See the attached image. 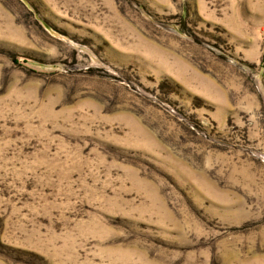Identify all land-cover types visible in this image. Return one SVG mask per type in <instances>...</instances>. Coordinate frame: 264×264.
<instances>
[{"label": "rangeland", "instance_id": "1", "mask_svg": "<svg viewBox=\"0 0 264 264\" xmlns=\"http://www.w3.org/2000/svg\"><path fill=\"white\" fill-rule=\"evenodd\" d=\"M0 264H264V0H0Z\"/></svg>", "mask_w": 264, "mask_h": 264}]
</instances>
